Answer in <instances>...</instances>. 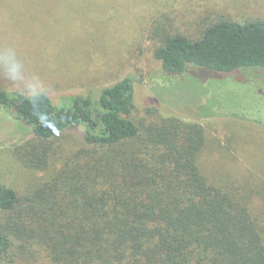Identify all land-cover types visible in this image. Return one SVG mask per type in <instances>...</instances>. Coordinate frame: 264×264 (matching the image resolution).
<instances>
[{"label":"trees","instance_id":"obj_1","mask_svg":"<svg viewBox=\"0 0 264 264\" xmlns=\"http://www.w3.org/2000/svg\"><path fill=\"white\" fill-rule=\"evenodd\" d=\"M50 21L65 46L76 24ZM160 34L164 75L264 74V20L220 19L195 39ZM9 107L31 131L11 158L33 174L23 189L0 183V264H264V180L208 175L207 153L219 157L204 126L150 107L137 116L131 77L59 103L0 89V109ZM226 115L264 131L250 110Z\"/></svg>","mask_w":264,"mask_h":264},{"label":"rangeland","instance_id":"obj_2","mask_svg":"<svg viewBox=\"0 0 264 264\" xmlns=\"http://www.w3.org/2000/svg\"><path fill=\"white\" fill-rule=\"evenodd\" d=\"M50 19L61 31L76 24L65 46L56 42L63 38L59 31L44 27ZM220 19L264 20V0H0V51L14 47L27 73L44 83L54 103L70 95L98 97L103 87L129 76L137 116L150 107L204 126L209 150L219 157L207 153L202 168L208 175L220 177L214 173L218 168L233 178L264 180V131L251 120L226 115L250 110L264 123V74L193 68L164 75L154 55L160 33L195 39L205 25ZM0 89L17 92L2 71ZM216 110L223 112L210 115ZM30 137L14 107L0 109V183L15 179L23 189L32 181L33 173L10 155L14 141Z\"/></svg>","mask_w":264,"mask_h":264},{"label":"clouds","instance_id":"obj_3","mask_svg":"<svg viewBox=\"0 0 264 264\" xmlns=\"http://www.w3.org/2000/svg\"><path fill=\"white\" fill-rule=\"evenodd\" d=\"M0 71L8 81L16 86L19 95L35 104L37 100L48 95V89L44 83L36 76H30L25 68L24 62L19 58L14 47L8 46L0 51ZM35 114V113H34ZM42 126L50 128L56 132L55 122L44 113L37 116Z\"/></svg>","mask_w":264,"mask_h":264}]
</instances>
